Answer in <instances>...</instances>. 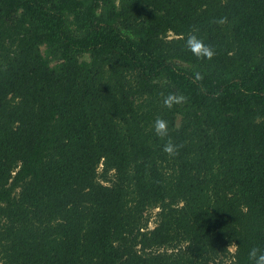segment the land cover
<instances>
[{"label": "trees", "instance_id": "16d2710c", "mask_svg": "<svg viewBox=\"0 0 264 264\" xmlns=\"http://www.w3.org/2000/svg\"><path fill=\"white\" fill-rule=\"evenodd\" d=\"M193 27L211 60L186 50ZM252 247L264 0H0V264H250Z\"/></svg>", "mask_w": 264, "mask_h": 264}, {"label": "clouds", "instance_id": "9594fccd", "mask_svg": "<svg viewBox=\"0 0 264 264\" xmlns=\"http://www.w3.org/2000/svg\"><path fill=\"white\" fill-rule=\"evenodd\" d=\"M225 22L226 18H222L217 21L219 24H223ZM197 32L198 29L195 27L190 30L185 40L186 50L189 51L197 60H211L215 55V50L211 45L205 44L204 40L199 38L196 34ZM202 79L203 77L199 73L195 75L196 81ZM186 102L187 97L179 93H171L163 100L164 107L168 109H171L175 105H183ZM152 130L157 137L163 140L168 137V122L162 118H156L153 122ZM162 151L171 157L177 154L178 147L170 138H168L163 145ZM229 247L235 250L238 248V245L236 243H232ZM248 260L250 261V264H264V250L259 247H252L248 252Z\"/></svg>", "mask_w": 264, "mask_h": 264}, {"label": "rangeland", "instance_id": "374dc122", "mask_svg": "<svg viewBox=\"0 0 264 264\" xmlns=\"http://www.w3.org/2000/svg\"><path fill=\"white\" fill-rule=\"evenodd\" d=\"M156 211L157 210H153L152 212H151V214H150V216H151V218H150V220H149V223H148V229H152L153 227H154V215H155V213H156ZM234 250L231 248V247H229V252L230 253H232Z\"/></svg>", "mask_w": 264, "mask_h": 264}]
</instances>
